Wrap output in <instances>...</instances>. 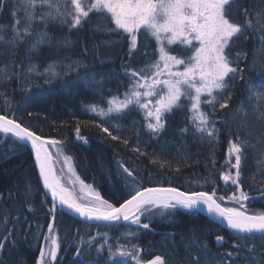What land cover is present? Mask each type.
I'll return each mask as SVG.
<instances>
[{"label": "snow or ice", "instance_id": "1", "mask_svg": "<svg viewBox=\"0 0 264 264\" xmlns=\"http://www.w3.org/2000/svg\"><path fill=\"white\" fill-rule=\"evenodd\" d=\"M243 0H0V13L7 7L11 16L10 24H0V81L10 82L15 79L21 83L25 92L39 87L37 79L44 84H53L61 75L78 73L76 80L84 79L87 84L88 64L85 63L88 47L82 44L81 55L72 59L65 54L59 59L41 63L42 49L53 47V37L47 31L49 24L67 26L72 29H83L85 24L95 23L96 31L105 32L110 38L102 43L114 47L124 41L128 49L126 55L130 62L122 64L123 76L127 79V90L123 99L112 96L108 99L107 109L91 105L90 110L101 118L115 116L123 120L133 110H138L144 117V128L150 138H159L166 130V116L174 111L189 114L186 118L192 124V131L201 141L205 137L211 145L218 137L215 116L217 109L225 110L231 106L233 89L238 80L245 81L248 93L247 101L253 110L259 112L264 119V72L258 73L259 80L253 81L241 67V61L247 60V51L233 48L243 39L250 37L259 41L258 51L264 50V8L250 9L241 7ZM264 5V0H257ZM233 8H239L244 16L240 23L231 18ZM41 25L43 27H41ZM155 41L156 49H148ZM75 41L65 35L55 44L56 53L71 48ZM98 53V47L94 46ZM144 49L142 67L134 66V61ZM21 49L23 52L21 54ZM254 66V65H253ZM264 68V65L261 66ZM85 69L80 72V69ZM251 71V69L249 70ZM35 78V79H34ZM67 83V82H66ZM0 97L8 100L4 91ZM202 106H207V110ZM239 111L244 110L241 103ZM31 115V113H29ZM224 116H228L225 112ZM225 123L227 121L225 120ZM135 127V124L133 125ZM96 127L108 135L113 141H121L128 145L129 141L119 134H114L109 127L97 123ZM117 133L119 128H117ZM182 134L189 128L181 129ZM0 134L4 139L14 138L13 142L24 147L30 144L34 153L35 167L38 169L36 181L25 180L23 186L17 185L6 193L0 192V201L12 200V212L0 209V254L6 247L16 244V223L25 212L34 211L33 194L38 191L37 185L42 182L41 206L50 204L48 214L54 222L58 209L63 214H72L85 221L102 222L107 228L119 226L121 222L138 225L149 229V223H142L141 217L155 209L187 210L192 215L202 211L215 220L226 222V228L233 233V242L222 254L211 251L207 238L196 236L182 238L184 255L176 256L172 264H239L243 256V264H264V212L248 213L244 201L249 199L243 190L242 162L249 142L239 135L235 141H229L228 164L231 170L222 171L220 179L234 186L230 197L217 196L212 191H182L175 187H143L140 184L139 170L117 162V176L126 189L123 202L116 204L102 197L92 185L86 184L77 174L73 166V158L63 155L62 140L44 139L41 135L23 124L16 116L7 111H0ZM77 140L87 143V138L80 135V128L75 130ZM139 137V131H137ZM264 143V139L261 140ZM56 149V157H63L64 166L75 179H69L72 187H67L58 177L54 169V157L51 149ZM141 151L139 145L132 149ZM234 157V161L233 158ZM215 166L214 158H210ZM155 162V161H153ZM178 170V169H177ZM108 171V169H105ZM264 176V172H262ZM255 181V177H253ZM199 183V181H197ZM204 183H208L205 178ZM79 184V195L76 185ZM14 198V199H13ZM228 199L240 206H222ZM47 225L48 235L44 236L45 247L40 249L37 264H54L61 247L54 223ZM102 243L95 246L97 237H90L76 250L80 257L82 248L90 254L95 246L97 257L102 256L105 249V264H112L119 258L131 259L135 264H144L139 256V246L132 244L125 248L123 244L113 245L108 232L98 233ZM126 237H135L136 232L124 233ZM223 235L215 234V244L223 247L226 243ZM0 264L3 261L0 260ZM148 264H169L162 255H155Z\"/></svg>", "mask_w": 264, "mask_h": 264}, {"label": "trees", "instance_id": "2", "mask_svg": "<svg viewBox=\"0 0 264 264\" xmlns=\"http://www.w3.org/2000/svg\"><path fill=\"white\" fill-rule=\"evenodd\" d=\"M241 7L250 9L264 8L257 0H243ZM231 18L240 23L244 22V16L239 8H233ZM11 16L6 7L0 13V24H10ZM47 31L53 37V47L45 46L41 63L59 59L66 53L72 59L81 55L82 44H86L89 51L85 63L88 64L89 83L84 79L76 80L78 73L72 72L61 75L53 84H44L42 79H37L39 87H33L32 91L25 92L21 83L15 79L10 82L0 81V91H4L8 103L0 97V111H7L9 115H15L23 124H26L36 134L45 139H59L63 141L62 148L66 155L73 158V164L77 175L87 184L95 187L103 198L116 204L122 203L126 189L122 180L117 176V162L121 161L126 166L139 170L140 184L143 187H175L179 190L212 191L215 188L217 196L230 197L234 186L225 184L220 179L223 171L219 162L227 154L229 141H235L239 135L249 142L245 149V158L242 162L243 190L249 194V199L244 203L248 213L264 212V119H260L259 112L247 101L248 93L245 90V81L235 82L231 106L229 109H217L215 116L218 137L210 145L208 138L203 141L193 134L192 124L186 118L189 114L174 111L167 115L166 130L160 137L150 138L144 128V119L137 110L119 120L115 116L102 119L90 110L91 105L105 107L112 96L120 97L127 89V79L123 76L122 64L130 62L126 55L128 49L124 41L114 47L103 44L110 37L103 31L95 30V23L85 24L83 29H72L69 33L67 26L49 24ZM68 35L75 44L68 49H62L56 53V41ZM153 40L148 51L156 49ZM98 53L94 54L95 47ZM259 41L251 37L240 42L233 48L247 51V60L241 61V67H245L253 81L259 80L258 73L264 72V50L258 51ZM23 49H21V54ZM144 49L131 63L136 67L143 66ZM254 65V66H253ZM251 69V71H249ZM85 69L81 68L80 72ZM35 79V78H34ZM67 82V83H66ZM241 103L244 110L239 111ZM207 110V106H204ZM227 112L228 116H224ZM31 113V115H29ZM225 120L227 123H225ZM102 123L109 127L114 134H119L129 141L128 145L121 141H113L110 137L96 127ZM135 124V127L133 126ZM80 128V135L87 138V143L77 140L76 128ZM189 128V132H181L182 128ZM117 128L119 132L117 133ZM139 131V137H137ZM14 138L4 139L0 134V192L6 193L17 185L23 186L25 180L36 181L38 173L33 156L28 146L21 147L13 142ZM139 145L145 154L133 151V147ZM214 158L215 166L211 159ZM155 161V162H153ZM108 169V171H105ZM178 169V170H177ZM255 177V181L253 180ZM207 178L208 183H204ZM199 181V183H197ZM38 191L33 194L34 211L25 212L27 220L21 216L16 223V244L8 246L0 254L3 264H37L40 249L44 247V236L48 235L47 225L51 220L48 214L50 204L41 206L42 190L41 182L37 185ZM14 199V198H13ZM224 206H234L235 203L226 199L221 202ZM240 206V205H238ZM0 209L12 212V200L0 201ZM155 209V215L149 213L142 217V223H149V229H142L138 225L128 223L113 228L104 225H91L76 221L59 209L53 222L61 243L57 260L54 264H105L107 250L102 256L97 257L95 246L102 243L98 233L108 232L112 237L110 241L114 246L123 244L125 248L137 244L139 256L148 264L155 255L165 256L169 264H172L177 249L179 256L184 255L182 238L204 236L207 238L211 251L214 254H222L228 250L233 242V233L223 229L204 216L192 215L182 208L164 210ZM3 225L0 224V232ZM136 232L135 237H126L124 233ZM215 234L225 236L226 243L223 247L215 244ZM90 237H97L95 246L90 254L87 248L81 249V256H76V250L81 242ZM179 256H176L178 259ZM241 257L239 264H243ZM112 264H135V261L123 258L116 259Z\"/></svg>", "mask_w": 264, "mask_h": 264}, {"label": "rangeland", "instance_id": "3", "mask_svg": "<svg viewBox=\"0 0 264 264\" xmlns=\"http://www.w3.org/2000/svg\"><path fill=\"white\" fill-rule=\"evenodd\" d=\"M41 27H43L42 25H41ZM156 46V45H155ZM127 90V89H126ZM124 93H125V91H124ZM124 93L123 94H121V96L119 97V99H123V97H124ZM105 107H103V108H105V109H107V107H108V101H107V104L106 105H104ZM202 107H204V106H202ZM138 111V110H137ZM138 113L143 117V114L141 113V112H139L138 111ZM96 114V113H95ZM97 115V114H96ZM98 116V115H97ZM114 116V115H113ZM100 117V116H99ZM106 118H108V117H104V118H102V119H106ZM143 119H144V117H143ZM61 150H62V152H63V155H66L65 153H64V150H63V148L61 147ZM51 151L53 152V157H54V169H55V171H56V173H57V176L58 177H62V182L67 186V187H69V188H71L72 187V184H70L68 181H69V179H75V177H72L71 176V174L70 173H68V171H67V168H66V166H64V162H63V157L61 156V157H59V158H57L56 157V149L55 148H53V149H51ZM227 153H228V151H227ZM233 159V161H234V157L232 158ZM73 162V161H72ZM220 163V165H221V168L223 169V171H228V170H231L232 172H234L235 171V169H230V165L228 164V154H225L224 156H223V160L221 159V162H219ZM73 166H74V164H73ZM75 168V167H74ZM77 174V173H76ZM87 184V183H86ZM230 185V184H229ZM231 187H233L232 185H231ZM76 190H77V194L79 195L80 193H79V184H77L76 185ZM245 202H247V201H244L243 203H245ZM239 204L238 203H235V205L234 206H229V207H237V208H239V206H238ZM45 244V243H44ZM44 247H45V245H44ZM43 247V248H44ZM118 259H120L119 257H117V260Z\"/></svg>", "mask_w": 264, "mask_h": 264}, {"label": "water", "instance_id": "4", "mask_svg": "<svg viewBox=\"0 0 264 264\" xmlns=\"http://www.w3.org/2000/svg\"><path fill=\"white\" fill-rule=\"evenodd\" d=\"M44 139H45V138H44ZM27 146H28L29 151L31 152V154H32V156H33V159H34V153H33L32 150H31V146H30V144H28ZM36 170H37L36 172L38 173V169H37V168H36ZM41 184H42V182H41ZM178 190H179V189H178ZM222 206H223V205H222ZM66 215H68V216H70L71 218H74V219H76V220H78V221H80V222L86 223V224L103 225L102 222L85 221L83 218H78V217H76L75 215H72V214H66ZM201 216H204L205 218H207V219L213 221L214 223H216L217 225H219V226L222 227L223 229H225V230L229 231L230 233H232L231 230H229V229L226 228V226H225V225H226V222L222 221V220L219 219V218H216L215 220H213V218L210 217V216L206 213V210H204V211L201 212ZM125 223H128V222H121L119 225H121V224H125ZM128 224H129V223H128Z\"/></svg>", "mask_w": 264, "mask_h": 264}, {"label": "bare ground", "instance_id": "5", "mask_svg": "<svg viewBox=\"0 0 264 264\" xmlns=\"http://www.w3.org/2000/svg\"><path fill=\"white\" fill-rule=\"evenodd\" d=\"M179 208V207H178ZM70 217V216H69ZM142 218V217H141ZM74 219V218H73ZM74 220H76V219H74ZM76 221H78V220H76ZM91 225H94V224H91ZM96 225V224H95ZM122 225V224H121ZM98 226H101V225H98Z\"/></svg>", "mask_w": 264, "mask_h": 264}]
</instances>
